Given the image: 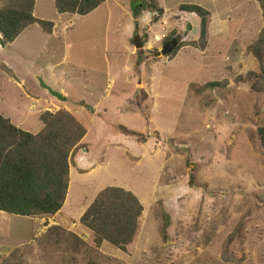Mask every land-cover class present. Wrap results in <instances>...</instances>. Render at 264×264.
Returning <instances> with one entry per match:
<instances>
[{
	"label": "rangeland",
	"instance_id": "374dc122",
	"mask_svg": "<svg viewBox=\"0 0 264 264\" xmlns=\"http://www.w3.org/2000/svg\"><path fill=\"white\" fill-rule=\"evenodd\" d=\"M136 1L137 19L132 0L87 15L38 0L33 15L51 32L34 23L0 46V114L35 134L42 112L66 111L85 129L57 213L0 211V264H264V65L246 51L263 27L260 5L205 0L209 37L198 48L200 19L177 0L162 12ZM174 36L178 49L163 54ZM109 186L143 207L125 249L96 245L80 222Z\"/></svg>",
	"mask_w": 264,
	"mask_h": 264
},
{
	"label": "trees",
	"instance_id": "16d2710c",
	"mask_svg": "<svg viewBox=\"0 0 264 264\" xmlns=\"http://www.w3.org/2000/svg\"><path fill=\"white\" fill-rule=\"evenodd\" d=\"M53 1L58 13L87 15L105 0ZM256 1L264 21V0ZM34 2L0 0V35L5 43L13 42L34 23L51 32V21L33 15ZM131 5L137 19L141 3L132 0ZM179 8L200 19L198 39L192 44L203 48L209 37L210 13L195 4H182ZM178 47L179 44L173 52L165 55L174 54ZM246 51L264 65V23L257 39L246 47ZM217 84L209 82L207 86ZM39 120L43 127L33 134L0 114V211L19 216H49L57 213L65 201L69 185V157L85 135V129L66 111H44ZM258 135L264 146V127L258 128ZM142 209L131 191L109 186L96 195L81 215L80 222L92 231L96 245L107 241L125 249L135 236Z\"/></svg>",
	"mask_w": 264,
	"mask_h": 264
},
{
	"label": "water",
	"instance_id": "95a60500",
	"mask_svg": "<svg viewBox=\"0 0 264 264\" xmlns=\"http://www.w3.org/2000/svg\"><path fill=\"white\" fill-rule=\"evenodd\" d=\"M132 41H133L135 48H141L142 47V44L139 41L138 35H134ZM178 43H179L178 38L175 36L172 37L169 41H167L163 44L161 52L163 54H170L171 52H173L177 48ZM5 45H6L5 42L3 41V39L0 36V46L5 47ZM35 79L38 81V85H39V88L41 90L48 92L51 96L57 98L58 100L62 99V94L53 90L52 87L50 85H48L47 83H45L40 76H36Z\"/></svg>",
	"mask_w": 264,
	"mask_h": 264
},
{
	"label": "crops",
	"instance_id": "0c3cea01",
	"mask_svg": "<svg viewBox=\"0 0 264 264\" xmlns=\"http://www.w3.org/2000/svg\"><path fill=\"white\" fill-rule=\"evenodd\" d=\"M158 2H160V4H159V9H163V8H167L166 6H167V2H168V4H173L174 3V1L173 0H170V1H168V0H157ZM171 1H173V2H171ZM217 0H210V2L211 3H214V2H216ZM218 1H222V0H218ZM38 2V0H35V2H34V8H35V5H36V3ZM176 2V1H175ZM177 2L179 3V5H182V4H185L183 1H179V0H177ZM104 3V2H103ZM189 4H195V5H199V6H202L203 8H205V0H202V2H201V0H200V2L199 1H195L194 3H189ZM34 8H33V12H34ZM213 8H215V5H214V7ZM168 9V8H167ZM37 18V17H36ZM31 26V25H30ZM29 27V26H28ZM26 29V28H25ZM24 31V30H23ZM1 36V35H0ZM18 37V36H17ZM6 64V63H5Z\"/></svg>",
	"mask_w": 264,
	"mask_h": 264
},
{
	"label": "flooded vegetation",
	"instance_id": "af4514ba",
	"mask_svg": "<svg viewBox=\"0 0 264 264\" xmlns=\"http://www.w3.org/2000/svg\"><path fill=\"white\" fill-rule=\"evenodd\" d=\"M165 42H167V40H166ZM165 42H164V43H165ZM164 43H163V44H164Z\"/></svg>",
	"mask_w": 264,
	"mask_h": 264
}]
</instances>
